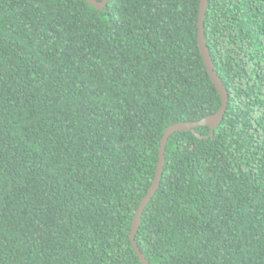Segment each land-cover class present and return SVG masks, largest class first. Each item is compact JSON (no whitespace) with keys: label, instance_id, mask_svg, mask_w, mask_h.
<instances>
[{"label":"trees","instance_id":"trees-1","mask_svg":"<svg viewBox=\"0 0 264 264\" xmlns=\"http://www.w3.org/2000/svg\"><path fill=\"white\" fill-rule=\"evenodd\" d=\"M200 1L0 0V264H141L165 130L221 107ZM203 23L228 107L168 138L135 242L149 264H264V0H207Z\"/></svg>","mask_w":264,"mask_h":264},{"label":"water","instance_id":"water-1","mask_svg":"<svg viewBox=\"0 0 264 264\" xmlns=\"http://www.w3.org/2000/svg\"><path fill=\"white\" fill-rule=\"evenodd\" d=\"M86 1L90 6L98 9V10H103L109 0H101L100 2H97L95 0H84ZM207 8V0H201L200 1V8H199V21H198V47L200 54L203 59L204 66L206 68V71L209 75V78L212 82V84L215 86L217 89L220 97H221V107L219 110L211 115L208 116L198 122H189V123H178L169 126L161 139L160 142V148H159V162L157 165V170L155 174V178L153 181V184L148 192V194L143 198L141 201L137 212L135 214V217L133 219L132 227H131V232H130V240L132 243V246L135 250V253L137 254L141 264H149L147 260L145 259L144 255L141 253L139 250L138 246L136 245L135 242V235L138 230L140 220L142 213L146 207V205L149 203V201L153 198L154 194L156 193L159 183L161 180L162 172H163V167H164V162H165V147L168 138L173 135L174 133L177 132H193L195 135H197L194 131L195 128L197 127H208L210 129V136L213 135L214 131L218 128L220 125L221 121L223 120V117L226 113L227 107H228V95L225 87L223 86V83L219 76L216 74L213 66V62L211 60L209 51L206 46L205 42V36H204V31H203V25H204V19H205V12ZM198 136V135H197ZM199 137V136H198Z\"/></svg>","mask_w":264,"mask_h":264}]
</instances>
